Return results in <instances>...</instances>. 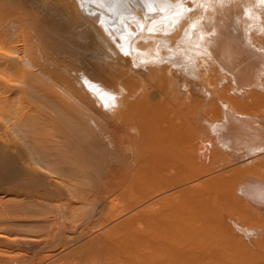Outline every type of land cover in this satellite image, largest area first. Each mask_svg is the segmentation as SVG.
<instances>
[{"label":"bare ground","instance_id":"obj_1","mask_svg":"<svg viewBox=\"0 0 264 264\" xmlns=\"http://www.w3.org/2000/svg\"><path fill=\"white\" fill-rule=\"evenodd\" d=\"M0 264H264V0H0Z\"/></svg>","mask_w":264,"mask_h":264},{"label":"rangeland","instance_id":"obj_2","mask_svg":"<svg viewBox=\"0 0 264 264\" xmlns=\"http://www.w3.org/2000/svg\"><path fill=\"white\" fill-rule=\"evenodd\" d=\"M43 3V2H42ZM42 5V4H41ZM42 9V8H41Z\"/></svg>","mask_w":264,"mask_h":264}]
</instances>
